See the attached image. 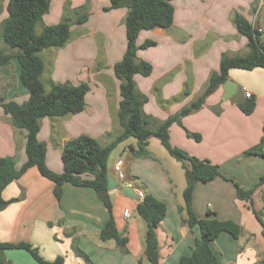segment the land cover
Here are the masks:
<instances>
[{
	"label": "crops",
	"instance_id": "crops-1",
	"mask_svg": "<svg viewBox=\"0 0 264 264\" xmlns=\"http://www.w3.org/2000/svg\"><path fill=\"white\" fill-rule=\"evenodd\" d=\"M197 1L201 2L193 6ZM8 2L0 0V50H9L2 35ZM172 2L173 25L143 29L137 38L138 44L146 39L156 41L155 45L137 52L138 59L152 64V73L135 75L138 91L147 97L143 110L151 128H156L203 92L210 74L220 69L224 52L248 53V39L233 22L236 10L264 29V0ZM109 5L110 0H51L50 10L37 25L42 31L45 26L65 18L72 23L65 46L40 52L45 62L42 79L46 89L50 90L56 82L74 85L87 82L90 87L84 110L41 119L38 137L47 145L46 163L58 173L63 171L62 151L70 139L87 134L107 145L122 131L118 118L120 80L113 67L127 47L128 9L105 10ZM84 11L88 19L76 22L79 13ZM20 72L17 58L0 68V104L10 100L22 103L29 98ZM229 79L239 86L238 92L232 98H224L236 87L231 86L227 92L222 84L199 110L182 117L181 124H172L170 140L189 154L219 165L223 175L249 189L264 175V157L244 155L248 148L260 142L263 134L264 66L232 68ZM245 89L252 92L256 102L250 114L238 105V101L247 98ZM186 130L199 133L201 140L188 136ZM25 138L26 132L0 106V156H12L21 165L25 160ZM136 144L130 138L125 140L113 150L108 161L109 174L117 182V187L110 190L112 213L119 232L127 237L125 245L100 238L110 212L93 188L66 183L58 200L54 181L43 176L36 166L3 190L6 200L18 199L0 211V240L30 242L46 260L64 256V264H150L145 253L146 224L137 211L142 192H149L167 205L166 216L157 228L160 264H180V258L192 253L200 236L199 228H189L179 212L184 202L185 169L157 137L149 140L151 157L133 158L130 151ZM119 159L124 162L126 181L118 179L114 172V164ZM128 183L140 199L123 193ZM253 201L264 219V185L256 188ZM193 208L199 218L231 220L241 226L240 237L222 231L211 242L219 254V264H264L262 224L249 203L238 197L233 181L222 176L208 182L199 181L193 193ZM80 251L89 255L92 262H87ZM6 256L13 264H41L23 248L6 250Z\"/></svg>",
	"mask_w": 264,
	"mask_h": 264
},
{
	"label": "trees",
	"instance_id": "trees-1",
	"mask_svg": "<svg viewBox=\"0 0 264 264\" xmlns=\"http://www.w3.org/2000/svg\"><path fill=\"white\" fill-rule=\"evenodd\" d=\"M172 1L110 0V5L105 7V10L128 9L125 19L127 47L122 59L113 67L116 77L120 80L121 100L118 118L122 131L107 145H103L97 138L87 134L70 139L62 151L63 171L58 173L51 170L46 163L47 145L38 137L41 119L46 116H64L84 110L85 97L90 87L87 82L79 85L56 82L52 84L50 90H47L42 79L45 62L40 52L45 48L65 46L70 39L72 23L65 18L59 23L45 26L41 32H38L37 25L50 10L51 0H9L8 17L2 26L3 39L9 50H0V68L9 65L13 58L18 59L21 67V81L29 90V98L22 103L10 100L0 104L13 123L26 132L25 160L21 165L18 166L16 159L12 156H0V211L18 199L6 200L3 197L2 193L6 186L20 178L30 167L36 166L43 176L54 181V193L58 200L62 198L63 186L66 183L93 188L110 212L109 219L100 231V238L114 239L119 245H125L127 237L119 232L112 213L113 200L108 187L109 157L119 144L131 137L137 141V144L131 147L132 157H151L148 149L149 140L151 137H157L164 148L180 161L185 169L184 202L179 206L182 221L189 228L197 226L200 230V236L195 240L192 253L183 255L180 258V264H219V254L214 250L211 242L222 231H228L237 238L241 235V226L231 220L197 217L193 208V193L199 181L208 182L217 176L233 181L238 197L249 203L262 224L264 235V219L262 213L254 208L253 201L256 188L264 185V175L254 187L246 189L237 180L223 175L219 165L189 154L184 149L174 146L170 140L172 124H181L182 117L199 110L206 103L207 97L229 79V71L232 68L253 69L264 66V29L254 25L245 15L236 10L233 22L238 31L248 39V53L232 55L224 52L220 69L210 74L203 92L192 103L170 115L156 128H151L143 110L147 97L138 91L135 75L149 76L152 73V64L138 59L137 52L140 48L155 45L156 41L146 39L138 44L137 38L143 29L169 28L173 25L175 8ZM88 16L85 11L80 12L75 21L83 23ZM238 105L242 111L250 114L254 111L256 102L253 97H247L245 100L238 101ZM186 132L188 136L201 140L199 133L189 130ZM244 155L264 157V126L260 142L248 148ZM129 182L134 186L132 181ZM137 211L146 224V258L150 264H160L157 228L166 216L167 205L153 194L142 192ZM13 248L26 249L41 264H64L65 262L62 255L52 261L46 260L39 249L30 242L0 240V264H13L6 256V250ZM80 255L87 262H92L89 255L83 251H80Z\"/></svg>",
	"mask_w": 264,
	"mask_h": 264
},
{
	"label": "water",
	"instance_id": "water-1",
	"mask_svg": "<svg viewBox=\"0 0 264 264\" xmlns=\"http://www.w3.org/2000/svg\"><path fill=\"white\" fill-rule=\"evenodd\" d=\"M235 83L233 81H231L230 79H228L225 83H224V88L227 90V92H229V90L231 89L230 87H236V90L233 93H229L228 95H226L224 98H232L239 89L238 85H234ZM230 88V89H229ZM108 187L110 190H113L117 187V182L116 179L113 175H110L108 177ZM123 193L125 195H129L135 199H140V195L138 194V192L131 186V185H126L123 189Z\"/></svg>",
	"mask_w": 264,
	"mask_h": 264
},
{
	"label": "built area",
	"instance_id": "built-area-1",
	"mask_svg": "<svg viewBox=\"0 0 264 264\" xmlns=\"http://www.w3.org/2000/svg\"><path fill=\"white\" fill-rule=\"evenodd\" d=\"M252 92L249 91L248 89H245V96L246 97H252ZM124 162L122 159H119L118 161L115 162L114 164V172L116 174V177L120 179L121 181H126V174L124 172ZM128 185H131L128 183Z\"/></svg>",
	"mask_w": 264,
	"mask_h": 264
},
{
	"label": "rangeland",
	"instance_id": "rangeland-1",
	"mask_svg": "<svg viewBox=\"0 0 264 264\" xmlns=\"http://www.w3.org/2000/svg\"><path fill=\"white\" fill-rule=\"evenodd\" d=\"M177 1H183V0H177ZM200 2H201V1H197V2H196L197 4L195 3L193 6L199 5ZM177 3H178V2H177ZM180 3L182 4V2H180ZM190 4H191V3H190ZM39 30L41 31V28H40V26H37V31L40 32ZM40 55H41V54H40ZM155 139H156V137H155ZM130 140L136 141L135 138H130ZM124 172H126L125 169H124ZM230 181H231V180H230Z\"/></svg>",
	"mask_w": 264,
	"mask_h": 264
}]
</instances>
